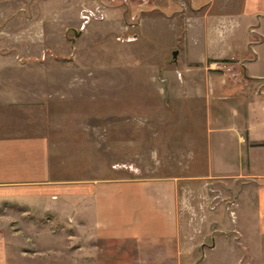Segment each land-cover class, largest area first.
I'll return each instance as SVG.
<instances>
[{"label":"rangeland","instance_id":"obj_1","mask_svg":"<svg viewBox=\"0 0 264 264\" xmlns=\"http://www.w3.org/2000/svg\"><path fill=\"white\" fill-rule=\"evenodd\" d=\"M209 1L0 0V123L47 135L54 174L65 183L177 181L174 239H98L63 197L51 208L0 206L18 247L41 261L81 264H264V234L249 221V178L210 172L208 121L221 79L195 74L190 85L179 71L202 60L199 20ZM262 4L230 3L223 38H251L246 7ZM243 66L205 64L236 86ZM24 225L35 236L27 239Z\"/></svg>","mask_w":264,"mask_h":264},{"label":"crops","instance_id":"obj_2","mask_svg":"<svg viewBox=\"0 0 264 264\" xmlns=\"http://www.w3.org/2000/svg\"><path fill=\"white\" fill-rule=\"evenodd\" d=\"M260 1L263 3L260 6L246 7L251 18L247 29L253 36L244 42L237 41L236 45L223 38L227 28L226 11L235 0H227L222 10L218 8L219 0L207 2L208 10L200 14L204 18L199 20H203L199 28L205 31L202 60H191L183 71H179L190 85L193 79L190 78L195 74L202 75L206 81L221 79L222 84L216 92L222 94L216 98L214 121H208L209 155L213 157L210 172L249 178L256 204V217L249 221L256 223L255 230L264 234V0ZM234 48H237L235 52ZM222 60L244 63L245 77L243 74L238 86L228 74L209 71L205 67L208 62ZM22 129L0 123V206L7 207L10 201L17 200L28 204L39 202L51 208L65 204L63 197H69L70 205L77 208L76 214L72 209L70 216L79 224L90 227L98 239L130 238L157 243L176 237L179 226L176 222L175 178L65 183L54 174L48 136L33 131L22 132ZM250 201L252 198L248 199ZM2 212L0 264H81L77 261H41L27 253L14 243L16 232L10 230L7 222L10 218H5L10 213ZM23 229L29 234L27 239L34 235L26 225ZM45 248L43 252L53 251L52 247Z\"/></svg>","mask_w":264,"mask_h":264},{"label":"water","instance_id":"obj_3","mask_svg":"<svg viewBox=\"0 0 264 264\" xmlns=\"http://www.w3.org/2000/svg\"><path fill=\"white\" fill-rule=\"evenodd\" d=\"M177 54H178V49H175L173 51V57H174V60L176 61L177 60Z\"/></svg>","mask_w":264,"mask_h":264}]
</instances>
